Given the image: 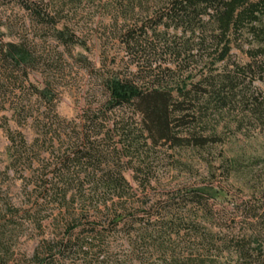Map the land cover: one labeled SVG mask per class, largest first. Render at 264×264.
Here are the masks:
<instances>
[{
    "label": "trees",
    "instance_id": "obj_1",
    "mask_svg": "<svg viewBox=\"0 0 264 264\" xmlns=\"http://www.w3.org/2000/svg\"><path fill=\"white\" fill-rule=\"evenodd\" d=\"M8 6L25 12L24 31L32 34L0 37V113L11 111L35 137L28 145L0 118L7 169L24 197L14 205L0 191V264H264V210L223 238L202 229L211 223L203 212L200 223L181 230L187 225L181 204L155 218L137 216L124 176L130 171L149 185L147 161L157 147L203 150L216 143L215 131L208 133L210 107L218 113L239 107L264 123V94L253 88L264 85V0H0V9ZM85 6L102 9L135 70H108L100 82L104 100L66 121L56 114L47 68L62 53L40 52L37 41L51 40L69 55L85 49L73 28ZM232 50L248 62L218 73L216 63L227 62ZM200 63L207 73L194 80ZM34 73L41 86L31 82ZM217 193L201 188L184 200ZM191 231L192 243L180 245ZM27 232L41 237L29 255L17 248Z\"/></svg>",
    "mask_w": 264,
    "mask_h": 264
},
{
    "label": "rangeland",
    "instance_id": "obj_2",
    "mask_svg": "<svg viewBox=\"0 0 264 264\" xmlns=\"http://www.w3.org/2000/svg\"><path fill=\"white\" fill-rule=\"evenodd\" d=\"M78 14L79 16L73 21L75 24L73 28L77 36L86 43L85 49L75 47L69 55L51 40L37 41L38 45L40 44V52L46 50L45 52L52 57L56 56L53 52L62 53V57L56 56L54 63L47 68L53 70L51 85L56 96V114L66 121L78 120L89 105L95 108L97 102L104 100L100 82L101 77L106 76L108 70L119 73L126 69L135 70L133 66H129L130 60L115 40L114 26L107 17L103 16L101 8L85 6ZM135 14H139V11L136 10ZM26 20L27 16L20 8L2 7L0 9L2 41H17L18 37L26 35L31 39L30 28H27L29 29L27 34L24 31L25 27H28ZM8 24L11 27L7 29ZM118 24L120 25V21ZM79 56L85 57L90 67L80 60ZM247 62L243 54L232 50L230 59L227 62L216 63L214 68L218 69L219 73L226 68L232 69L234 63L243 65ZM191 73L195 76L194 80H197L207 71L203 63H200ZM30 80L36 86L42 85L38 73L32 74ZM253 86L264 94L262 83L256 82ZM243 111L244 109L239 107L230 106L218 113L210 107L208 133L215 131L216 143H211L203 150H168L165 147H157L147 161V164H152L150 170L152 178L149 185L138 184L132 179L130 171L125 172V179L135 195L137 216L146 213L155 218L163 213V207L167 209L168 206L175 207L181 204L186 209L184 223L187 224L181 230L200 223L201 219L198 217L203 212L206 218H211V223L202 225V229L207 228L223 238L232 230L241 232L246 227V217L262 212L264 210V123L254 121L253 118L244 115ZM2 116L6 118L9 129L21 132L30 145L35 137L32 127L30 125L19 127L9 110L1 112L0 118ZM1 124L2 121L0 126ZM8 146L4 129L0 127V191L14 205H20L24 199L22 184L13 171L7 169ZM201 188L218 191L217 197L207 199L203 196L200 199L196 196L195 199L192 197L191 201L184 200L187 193ZM44 225L48 226V223ZM52 229L51 225L46 229L45 234L47 235ZM125 230H128L127 227ZM32 233L27 232L17 247L27 255L41 239L31 235ZM187 236L181 237L177 242L180 245L191 244L193 232L191 231ZM122 247L125 254V250L127 251L125 244L122 243Z\"/></svg>",
    "mask_w": 264,
    "mask_h": 264
}]
</instances>
